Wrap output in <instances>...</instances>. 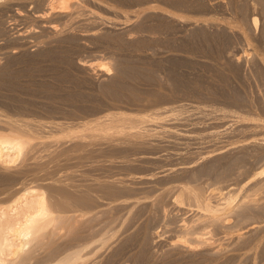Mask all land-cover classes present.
Wrapping results in <instances>:
<instances>
[{"label": "rangeland", "instance_id": "1", "mask_svg": "<svg viewBox=\"0 0 264 264\" xmlns=\"http://www.w3.org/2000/svg\"><path fill=\"white\" fill-rule=\"evenodd\" d=\"M56 3L0 0V203L54 218L16 263L264 264V0Z\"/></svg>", "mask_w": 264, "mask_h": 264}, {"label": "bare ground", "instance_id": "2", "mask_svg": "<svg viewBox=\"0 0 264 264\" xmlns=\"http://www.w3.org/2000/svg\"><path fill=\"white\" fill-rule=\"evenodd\" d=\"M55 1L59 4H52L49 10L62 12L67 0ZM22 145L23 141L19 137L0 136V165L7 162L12 154H19ZM47 204L44 194L37 189L18 193L9 204L0 203V264H15L29 242L42 239L41 234L54 221Z\"/></svg>", "mask_w": 264, "mask_h": 264}]
</instances>
